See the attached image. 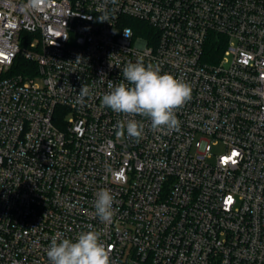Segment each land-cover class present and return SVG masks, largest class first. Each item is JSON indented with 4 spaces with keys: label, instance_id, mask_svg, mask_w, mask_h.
<instances>
[{
    "label": "built area",
    "instance_id": "obj_1",
    "mask_svg": "<svg viewBox=\"0 0 264 264\" xmlns=\"http://www.w3.org/2000/svg\"><path fill=\"white\" fill-rule=\"evenodd\" d=\"M137 60L190 84L180 132L116 136L102 96ZM89 225L112 264H264V0H0V264Z\"/></svg>",
    "mask_w": 264,
    "mask_h": 264
},
{
    "label": "clouds",
    "instance_id": "obj_2",
    "mask_svg": "<svg viewBox=\"0 0 264 264\" xmlns=\"http://www.w3.org/2000/svg\"><path fill=\"white\" fill-rule=\"evenodd\" d=\"M40 3L41 0H30L34 8ZM107 18L101 15L100 21L104 22ZM124 34L127 36L126 32ZM121 70L123 79L116 83L107 81L109 91L102 96L103 106L128 117L117 122L116 136L124 137L126 133L139 142L145 124L136 119L137 116L147 118L153 132H180L181 122L176 113L191 100L190 84L172 74L161 73L159 65H145L141 60L128 62ZM90 91L88 86L82 85L76 102L82 104ZM114 202L115 197L109 189H101L95 194V215L101 222L112 220ZM101 235V231L91 225L74 240L63 234L54 235L46 252L48 261L50 264H112V249L101 240Z\"/></svg>",
    "mask_w": 264,
    "mask_h": 264
},
{
    "label": "trees",
    "instance_id": "obj_3",
    "mask_svg": "<svg viewBox=\"0 0 264 264\" xmlns=\"http://www.w3.org/2000/svg\"><path fill=\"white\" fill-rule=\"evenodd\" d=\"M130 24L135 26V29L143 31L145 34H149L152 30L149 28L147 23L132 19L130 20ZM223 47V45H222ZM219 48H221V45L218 44V41L216 40L215 37H211L209 41L207 42L206 46V60L213 61L215 59V54L218 53ZM25 63H29L26 60H23Z\"/></svg>",
    "mask_w": 264,
    "mask_h": 264
},
{
    "label": "rangeland",
    "instance_id": "obj_4",
    "mask_svg": "<svg viewBox=\"0 0 264 264\" xmlns=\"http://www.w3.org/2000/svg\"><path fill=\"white\" fill-rule=\"evenodd\" d=\"M39 82H41V79H39ZM225 151V148L223 147L222 143L217 144V145H213L212 146V152L219 154Z\"/></svg>",
    "mask_w": 264,
    "mask_h": 264
}]
</instances>
